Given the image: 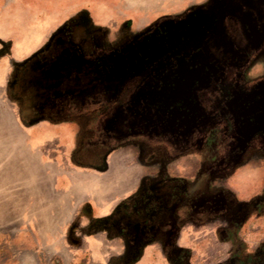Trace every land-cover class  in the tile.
Here are the masks:
<instances>
[{
  "label": "crops",
  "instance_id": "crops-1",
  "mask_svg": "<svg viewBox=\"0 0 264 264\" xmlns=\"http://www.w3.org/2000/svg\"><path fill=\"white\" fill-rule=\"evenodd\" d=\"M232 1L86 0L73 12L64 1L45 45L39 31L15 44L29 56L15 92L37 123L5 150L0 264H213L217 248L231 262L230 240L216 247L214 228L185 221L216 203L213 158L227 141L208 131L231 126L236 148L264 138V25ZM233 6L250 51L228 48ZM238 67L242 87L224 104L239 115L214 114L208 92Z\"/></svg>",
  "mask_w": 264,
  "mask_h": 264
},
{
  "label": "rangeland",
  "instance_id": "rangeland-1",
  "mask_svg": "<svg viewBox=\"0 0 264 264\" xmlns=\"http://www.w3.org/2000/svg\"><path fill=\"white\" fill-rule=\"evenodd\" d=\"M64 1L73 4V7L68 11L73 12L79 2L86 0H0V176L4 169L2 167H5L9 156V153H5L6 148L14 149L25 144V130L37 123V121L28 119L26 106L15 92L17 71L21 64L29 59V56L15 55L17 49L15 44L29 42L34 33L39 31L42 36L44 35V42H42L45 45L55 31V27L46 21L54 15L57 17L61 10L51 9V7L61 5ZM186 1L193 2L194 0ZM208 1L210 0H206V2ZM220 1L227 5L230 2L233 3L232 0ZM245 3V10H247V12L244 11V15L247 16L245 18L250 24H253V28L255 24L256 29L260 32L264 25V0H248ZM237 8L239 7L233 6L230 12L225 14L226 16L223 18L225 32L235 38V48L250 51L252 45L246 31L245 24L247 23L238 15ZM65 16L67 14L63 15V17ZM70 16L71 19H66L67 21L63 22L61 26L64 24L65 27L70 26V23H73L76 18L85 16V11ZM54 19L51 18L52 21ZM260 33V36L264 38L263 31ZM259 50L264 54V39ZM240 68H235L237 69L235 73H228L219 84L215 83L219 87V96L227 97L231 85L241 89ZM242 69H245V63ZM222 127L220 135H218V131H214L217 127H213V131H208L210 134H207L209 139L219 141V148L222 147L220 143L224 139L227 141L225 151L219 153L217 150L213 158V164L217 168L214 173L215 179L209 189L215 197L216 203L211 213H200L192 219L186 218L185 224H198L201 227L209 225L214 228L216 247H219L218 243L222 240L232 242L231 262L227 259L224 260L222 258L223 249L217 248L213 264H262L264 260V147H260V145L264 143V138L257 137L259 140L255 142L257 144L248 143L236 148L237 141L232 145L234 140H231L227 135L230 133L231 126L222 125ZM204 131L207 132V129ZM226 135L228 137L225 138ZM241 148L242 150H239ZM184 157L187 156L184 155ZM229 160H233L231 168L226 169L225 174L222 175L223 169L220 170V167ZM245 166L248 168L239 170V167ZM245 180H247V184L243 183ZM245 195L247 196L246 200L243 199ZM222 231L225 232V235ZM202 235L206 234L201 233Z\"/></svg>",
  "mask_w": 264,
  "mask_h": 264
},
{
  "label": "flooded vegetation",
  "instance_id": "flooded-vegetation-1",
  "mask_svg": "<svg viewBox=\"0 0 264 264\" xmlns=\"http://www.w3.org/2000/svg\"><path fill=\"white\" fill-rule=\"evenodd\" d=\"M219 25V24H218ZM219 28H220V25H219ZM262 32V31H261ZM160 33H164V31H160ZM263 33H264V31H263ZM224 37H226V34H224L223 35ZM230 47V48H229ZM228 48H229V50H231L232 52H235V48H234V46L232 47L230 44L228 45ZM237 54V53H236ZM219 74V77H222L223 78V76H224V74H220V73H218ZM215 82H220L219 80H217V81H215ZM170 83V81H167V84H169ZM173 84V83H172ZM233 86V85H232ZM230 87L229 88V95L227 96V97H223V96H219V93H218V91H219V88H215L214 90H212V91H209L208 92V99H211V100H213V101H217V100H219L220 101V104H218V105H215V106H212L213 108H214V114H220L221 112H225L227 115H229L230 117H233L234 118V116L236 117V116H238L239 115V111L238 110H234V111H230V107H229V105L228 104H224V102H226V101H229L232 97H233V95H234V93H235V90L237 89L238 90V88H236L235 87V85H234V87ZM256 97H258L257 95H255L253 98H256ZM170 107H174V106H170ZM175 107H179L180 109H182L183 108V110L185 109V111H187V112H190V110H189V107H186V106H175ZM232 110V109H231ZM234 132H236V131H234ZM238 147V146H237Z\"/></svg>",
  "mask_w": 264,
  "mask_h": 264
}]
</instances>
